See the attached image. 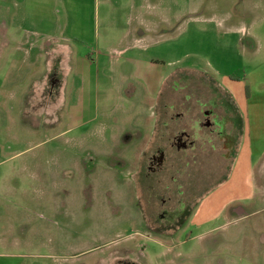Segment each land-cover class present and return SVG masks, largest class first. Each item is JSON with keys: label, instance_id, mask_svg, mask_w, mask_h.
<instances>
[{"label": "rangeland", "instance_id": "374dc122", "mask_svg": "<svg viewBox=\"0 0 264 264\" xmlns=\"http://www.w3.org/2000/svg\"><path fill=\"white\" fill-rule=\"evenodd\" d=\"M76 2L66 13L56 2L51 8L56 21H80V43L42 44L35 64L65 73L75 49L90 59L88 68L77 60L78 70H98L97 101L91 96L70 109V126H78L64 135L65 120L46 124L62 119V108H5L0 264H264V154L256 156L264 146V0H79V12ZM140 34L146 52L106 53ZM256 69L245 118L250 135H240L233 102L244 103L246 75ZM163 75L150 108L137 82L156 90ZM205 111L228 121L224 129L203 127ZM183 131L194 150L176 151L161 140ZM216 135L232 148L222 149ZM157 146L166 164L150 172ZM229 200L228 210L214 216ZM179 202L187 215L159 218Z\"/></svg>", "mask_w": 264, "mask_h": 264}, {"label": "crops", "instance_id": "0c3cea01", "mask_svg": "<svg viewBox=\"0 0 264 264\" xmlns=\"http://www.w3.org/2000/svg\"><path fill=\"white\" fill-rule=\"evenodd\" d=\"M54 2H56V6H59L57 7L58 9L65 8L63 11L66 13V6L69 4L70 0H0V135H2L6 128L5 108L7 106L10 108L15 107L16 105L18 107L34 108V112L32 111L34 114L37 113L38 108H44V110L41 111L42 113H51L55 108H62V119L57 117L53 122L50 119L46 124L53 125L54 122L57 124L59 123V120H65L63 130L58 134L64 135L73 127L78 126H70L73 119L76 118L74 115H71L70 109H73L74 112L78 108L81 109L86 100H91V96V101L93 103L97 101L99 86L101 85L98 77V70L95 68V71L92 74L83 69L78 70L77 60H79L78 63H80L82 68H88L90 67V62H87L86 60L90 59H87L86 56L78 57L77 53H75V49L72 51L70 48L66 47L68 55L71 50L72 63L71 68L67 69L65 73H59V69L57 68L58 70L54 74V70H56L54 67H48L45 63L43 68L39 69L35 64L36 58L40 53L37 51V48L39 50V47L42 46V44L52 42H61L63 45L76 44L80 43V38L82 37L80 31H77V29L81 27L79 20L74 22L69 20L68 16H65L64 14H62L64 15L63 21L62 17L58 18V21L52 18L53 9L51 8V5H53ZM78 3L76 2V4H74L73 11L79 12ZM57 29L59 30L57 31ZM232 30L237 34L240 32V38H242V33H245V35L247 33V31L243 32L244 30L242 28H235ZM144 37V34L133 35L126 40L127 42L124 45H119V42L118 49H106V53L112 54V52H114L117 56L125 53L134 55L135 53L146 52V48L141 44L144 41ZM106 53L103 54L101 60L104 58L106 59ZM96 55V59L98 60L99 56L102 54L97 53ZM32 60H34V62ZM258 70L259 69L253 70L246 75L249 84L244 86V88L247 87V96L244 90V103L238 102L239 105H236L235 102L232 101L234 104V108H232L237 116L236 127L240 135H250L247 134L245 129V118L248 117V109L252 106L251 102L254 94L252 90L253 77L258 73ZM86 74H88V77L85 76ZM70 76L77 78L76 84H74V81L70 82ZM228 79L231 82L240 81V78L234 76H230ZM164 81H166V78H164L163 75L159 79V88L156 90L149 88L144 81L137 82L142 85V91L145 96L143 101L145 100L148 102L150 108L154 104H157L162 87L165 83ZM27 89L32 91L28 97L29 99L23 94ZM74 92L75 95L72 96ZM225 92L227 93L228 91ZM5 93L10 94L6 97L4 95ZM227 94L232 100L233 96L231 92H228ZM16 101L18 102L17 104H15ZM241 105L246 109V111L244 109L243 112V117L245 116L244 121L241 115ZM242 150L243 149L241 148L240 155H242ZM263 154L264 146L262 147L261 145L260 151L256 156L260 159ZM249 169L252 171V168ZM226 180L222 181L217 186H214L213 189L218 187L215 190L217 191L224 187ZM208 194L210 195V192L206 194V198L209 196ZM204 200H200L201 202L199 201L200 205L199 203L198 205L200 207L205 202ZM233 203V200L223 203L217 212L214 213V216L223 214L225 210H228L229 205ZM199 206L197 208L198 210L200 209ZM195 216H197V213L193 215L194 218ZM193 217L191 220H193ZM1 246L4 247L2 241L0 242V247Z\"/></svg>", "mask_w": 264, "mask_h": 264}, {"label": "flooded vegetation", "instance_id": "af4514ba", "mask_svg": "<svg viewBox=\"0 0 264 264\" xmlns=\"http://www.w3.org/2000/svg\"><path fill=\"white\" fill-rule=\"evenodd\" d=\"M167 105H163V109L161 110V112H162V115H164V114H167L168 113V110H167ZM169 108V107H168ZM170 109H171V107H170ZM205 117H210V115H212L213 116V122L211 123L210 122V120L207 118L206 120H205V122H203L202 123V125H203V127H207V128H209L211 125H215V126H218V127H220L219 129H224V126L228 123V121H226V120H223L224 122L222 123L215 115H214V113H213V111H209V112H207V111H205L204 112V114H203ZM167 117V116H166ZM169 119H171V122L173 121V118L171 117V118H169ZM163 123V125H166V123L165 122H162ZM224 124V125H223ZM221 126H222V128H221ZM217 136V140L219 141V139L221 140V139H224L223 138V136L222 135H216ZM189 137H190V135L189 134H187V133H185L184 131L183 132H181V133H179V135H170V136H166V135H162V138H161V140H163L164 142H168L169 143V145H171V146H173V147H175V150L176 151H185V150H187V149H191V150H194L193 148V141H191V142H188V140H189ZM207 142L209 143V142H211V140L210 139H208L207 140ZM188 143H189V145H188ZM193 147V148H192ZM229 147H231L229 144L228 145H226V143H225V139H224V143H222V149H227V148H229ZM232 148V147H231ZM211 151H214V147L213 146H211ZM211 151H207V152H211ZM156 152H157V156H152L150 159H151V161L149 162L150 164H153V167H149V170H150V172H154V171H157V170H161L162 169V167H163V165L164 164H166L165 162H166V155L164 154V152H162V147H159V146H157V150H156ZM221 157L222 158H224L223 157V155H221ZM226 180V179H225ZM225 180H221V182L222 181H225ZM221 182H219V183H221ZM218 183V184H219ZM217 184V185H218ZM216 185V186H217ZM208 193V192H207ZM206 193V194H207ZM206 194H204L203 196H202V198L203 197H205L206 196ZM201 198V199H202ZM200 199V200H201ZM199 200V201H200ZM198 201V202H199ZM162 202H164V201H162ZM161 202V203H162ZM163 204V203H162ZM189 212H188V210L186 209V207H185V205H184V203L183 202H179V207H177V208H175L173 211H169V210H167V209H162L161 210V213H159V218H161V219H163V218H166L168 221H172V220H174L175 218H177V217H180V216H183V215H187ZM192 213H190L189 215H188V217L191 215Z\"/></svg>", "mask_w": 264, "mask_h": 264}, {"label": "trees", "instance_id": "16d2710c", "mask_svg": "<svg viewBox=\"0 0 264 264\" xmlns=\"http://www.w3.org/2000/svg\"><path fill=\"white\" fill-rule=\"evenodd\" d=\"M244 90H245V93H246V96H247V87H245ZM197 206H198V205H196V207H197ZM196 207H195V208H196Z\"/></svg>", "mask_w": 264, "mask_h": 264}]
</instances>
